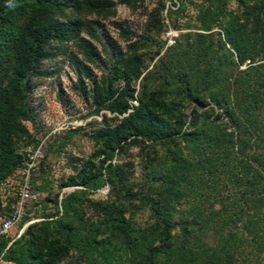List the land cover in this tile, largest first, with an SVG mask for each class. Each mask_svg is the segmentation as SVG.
Here are the masks:
<instances>
[{
	"label": "rangeland",
	"instance_id": "1",
	"mask_svg": "<svg viewBox=\"0 0 264 264\" xmlns=\"http://www.w3.org/2000/svg\"><path fill=\"white\" fill-rule=\"evenodd\" d=\"M65 1L49 19L69 24L73 37L51 41L41 76L20 77L15 61L0 54V113L6 115L0 117V212L6 214L18 194L27 155L45 141L33 198L19 228L0 245V264H147L164 241L151 203L170 207L172 233L181 238L193 207L205 216L211 207L221 213L242 191L230 173L219 181L205 171L187 187V165L195 162L187 134L213 129L219 111L211 97L222 96L218 87L206 88L203 75L231 52L219 26L195 29L201 0ZM196 33L210 34L205 43L212 45L199 64L188 47ZM27 45L23 39L19 48ZM187 60L197 69L188 85L178 78ZM237 71L236 63H221L220 82L230 85L226 78ZM200 89L203 102L194 99ZM224 95L228 99L230 90ZM146 118L152 122L135 126ZM244 156L252 161V148ZM233 215H224L221 227L235 236L231 264H264V243L251 240L264 237V220L245 227ZM207 219L199 222L205 230L196 240L204 254L214 243L215 221ZM84 236L90 243L82 248L68 240Z\"/></svg>",
	"mask_w": 264,
	"mask_h": 264
},
{
	"label": "trees",
	"instance_id": "2",
	"mask_svg": "<svg viewBox=\"0 0 264 264\" xmlns=\"http://www.w3.org/2000/svg\"><path fill=\"white\" fill-rule=\"evenodd\" d=\"M65 2L0 0V54L15 61L17 69L22 70L20 77L27 74L30 77L41 76L39 64L49 59L48 47L51 41L72 39L73 31L69 24L49 19V12L53 9L63 10ZM193 3V0H187V5ZM231 3L234 7H231ZM196 11L195 29L206 33L219 26L228 51L231 52L223 59L229 64L236 63L238 71L230 75L229 79L226 78L230 85L220 82V64L225 65V62L219 58L213 60L204 72L206 88L218 87L217 92L222 96L216 94L211 97L213 106L219 111L211 121L213 129L187 134V147L195 158V162L187 165V187L192 188L200 179L199 171H205L219 181L230 173V176L236 177V186L242 188V191L236 199L233 198L235 201L230 203L229 209L225 208L218 213L211 207L205 211L207 220L215 221L214 243L207 254L200 251L196 244L198 236L205 230L204 224L199 223L206 217L203 211L193 207L191 212L195 216L192 221L187 222V235L176 238L172 233L174 222L170 207L160 203L152 204L147 197L141 195L146 203H151V210L160 220L164 240L148 257L147 264H231L235 236L232 232L222 233L224 215H237L239 221L246 223L245 227H254L264 220V162L260 160L261 153L258 152L262 151L264 154V0H201ZM192 37L194 39L190 36L187 38L191 39L188 47L195 62L199 64L204 50L212 46L210 42L205 43L210 34L196 33ZM23 39L28 41V45L21 50L19 45ZM220 47L227 52L224 44L221 43ZM195 62L187 60V69L178 75L179 79L187 81V85L196 78ZM243 64L247 67L239 69ZM228 90L231 95L227 99L224 93ZM193 92L197 94L194 99L203 102V89ZM21 94L18 92L17 96L20 98ZM145 115L143 113L141 118ZM5 116L4 112L0 113L1 118ZM145 122L148 124L152 119L146 118L135 126H144ZM134 129L130 125L129 130L137 133ZM247 147L253 150L252 161L244 156ZM108 149L109 145L106 144V158L112 156ZM230 165L232 170H228ZM224 171L225 174L222 175ZM2 174L0 171V176ZM250 209L261 210L262 214L250 215ZM68 240L80 248L90 243L85 236L77 238L78 243L70 237ZM251 240L258 247L264 243V237L259 234L254 235ZM0 245H7V240L0 239ZM224 246H227L226 252L223 250Z\"/></svg>",
	"mask_w": 264,
	"mask_h": 264
},
{
	"label": "built area",
	"instance_id": "3",
	"mask_svg": "<svg viewBox=\"0 0 264 264\" xmlns=\"http://www.w3.org/2000/svg\"><path fill=\"white\" fill-rule=\"evenodd\" d=\"M166 38L169 43H172L171 32L166 33ZM44 145L45 141H42L37 147L33 148L29 154L27 153L28 155L24 163L18 194L14 198L9 211L6 214L0 212V239L8 238L13 229L19 228L26 216L27 205L33 198V172L38 168L43 158ZM23 228L19 231V236Z\"/></svg>",
	"mask_w": 264,
	"mask_h": 264
}]
</instances>
